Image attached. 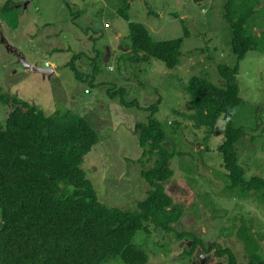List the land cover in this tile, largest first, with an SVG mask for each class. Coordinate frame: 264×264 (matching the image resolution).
<instances>
[{
    "label": "rangeland",
    "instance_id": "obj_1",
    "mask_svg": "<svg viewBox=\"0 0 264 264\" xmlns=\"http://www.w3.org/2000/svg\"><path fill=\"white\" fill-rule=\"evenodd\" d=\"M6 1L0 0L1 93L29 101L45 115L71 110L91 123L99 142L80 167L108 207L136 210L137 202L147 196L150 185L142 170L153 160L137 161L143 148L135 125L147 120L145 108L161 97L155 116L166 132L163 146L174 153V174L165 186L184 213L173 232L152 221L145 223L147 230L137 231L134 241L149 254L147 264H212L217 259L201 247L188 254L192 240L179 238L180 232H193L205 244L218 240L245 264L249 251L241 227L248 229L264 258V202L254 193L242 195L228 188L218 148L224 122L220 119L213 133L198 126L187 92L191 76L219 84L218 64L236 63L231 29L223 17L226 0H129L128 20L118 11L125 0H11L15 10L8 16L2 11ZM130 21L144 24L157 40L182 36L184 22L189 35L184 37L179 64L167 68L156 58L126 61ZM79 52L84 55L74 57L80 71L76 77L68 63ZM22 56L33 69L24 67ZM37 67H52L54 72L42 76ZM237 79L241 102L233 122L249 130L236 142L238 162L245 178L264 176V51L247 52ZM119 87L125 88L127 100L136 98L141 107L124 106L119 97L108 96V88ZM5 120L0 101V124ZM103 264L125 263L117 256Z\"/></svg>",
    "mask_w": 264,
    "mask_h": 264
},
{
    "label": "trees",
    "instance_id": "obj_2",
    "mask_svg": "<svg viewBox=\"0 0 264 264\" xmlns=\"http://www.w3.org/2000/svg\"><path fill=\"white\" fill-rule=\"evenodd\" d=\"M260 2L225 1L223 17L231 29L230 50L236 55V63L218 64L219 84L191 76L187 92L193 108L191 117L198 126H207L213 133L219 120L224 122V139L218 148L228 188L242 195L254 193L264 202V176L245 178L238 162L236 142L249 130L233 122L235 107L241 102L239 62L250 50L264 51V1ZM129 7V0H125L118 10L127 20ZM13 10L12 1L7 0L3 13L8 16ZM14 17L16 20V14ZM182 25V36L157 40L144 24L128 22L130 43L125 44V60L139 63L156 58L167 68H174L180 62L184 37L189 35L186 24ZM81 55L83 52L76 53L68 63L76 77L80 71L73 60ZM107 94L113 99L119 97L124 106L141 107L136 98H125L124 87L108 88ZM0 101L6 109L5 123L0 124V264H103L117 256L125 264H147L149 254L134 241L137 231L147 230L145 223L152 221L173 232V225L184 213L165 186L174 174L170 165L174 153L163 146L166 132L155 116L161 97L145 108L149 111L147 120L135 125L143 148L137 161L153 160L151 167L142 170L150 189L137 202L136 210L106 206L81 169L85 155L99 142L97 131L85 117L71 110L45 115L31 102L1 93V88ZM240 235L249 251L245 264H264L246 227L240 228ZM177 236L192 240L188 254L201 247L217 258L212 264H241L234 250L218 240L205 244L193 232Z\"/></svg>",
    "mask_w": 264,
    "mask_h": 264
},
{
    "label": "water",
    "instance_id": "obj_3",
    "mask_svg": "<svg viewBox=\"0 0 264 264\" xmlns=\"http://www.w3.org/2000/svg\"><path fill=\"white\" fill-rule=\"evenodd\" d=\"M24 6H26V5L24 4ZM21 60H22L25 68H28V69L34 68V65L27 62L23 56L21 57ZM36 69L38 72H40L42 74V76H49L50 77L51 74H53V72H54L52 67H47V68L37 67Z\"/></svg>",
    "mask_w": 264,
    "mask_h": 264
},
{
    "label": "clouds",
    "instance_id": "obj_4",
    "mask_svg": "<svg viewBox=\"0 0 264 264\" xmlns=\"http://www.w3.org/2000/svg\"><path fill=\"white\" fill-rule=\"evenodd\" d=\"M53 67V66H52Z\"/></svg>",
    "mask_w": 264,
    "mask_h": 264
}]
</instances>
